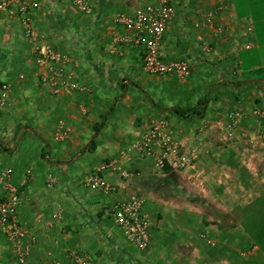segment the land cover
<instances>
[{
	"label": "crops",
	"instance_id": "1",
	"mask_svg": "<svg viewBox=\"0 0 264 264\" xmlns=\"http://www.w3.org/2000/svg\"><path fill=\"white\" fill-rule=\"evenodd\" d=\"M92 1V15L70 0H32L28 10L42 44L69 60L62 75L77 88L60 96L44 82L52 73L38 66L24 24L0 11V94L9 86L0 154L28 135L36 148L34 158L22 155L23 166L17 159L0 168L21 197L17 218L32 246L26 264H73L74 253L90 264H264V138L256 115H264V0H174L162 54L190 65L186 80L147 74L143 49L118 42L127 31L116 18L160 0ZM152 121L167 122L187 148L203 149L198 164L183 174L160 171L137 151ZM84 157L96 161L85 166ZM110 162L115 168L102 174L114 194L84 187ZM124 171L132 175L127 185ZM130 195L145 200L146 251L115 223L114 207ZM0 264H19L3 232Z\"/></svg>",
	"mask_w": 264,
	"mask_h": 264
},
{
	"label": "built area",
	"instance_id": "2",
	"mask_svg": "<svg viewBox=\"0 0 264 264\" xmlns=\"http://www.w3.org/2000/svg\"><path fill=\"white\" fill-rule=\"evenodd\" d=\"M72 5L85 15H92L94 6L92 0H70ZM32 0H0V11H9L14 19L20 20L25 26V36L36 45L35 55L41 69L52 73L50 82L52 94L60 96L70 94L73 87L62 73L69 60L64 58L54 47L43 45L38 33L33 28L29 8ZM176 13L174 0H160L158 5L147 10L137 11L133 16L119 15L115 22L125 27L127 34L119 43L131 44L143 49V67L147 74L155 77L174 76L179 80L191 77L192 70L186 61L166 62L162 54V42L168 25ZM209 47H204L206 53ZM57 70V71H56ZM9 86L3 85L0 94V113L8 103ZM262 119L260 136L264 138V115L256 114ZM239 113H232L230 118L237 119ZM136 149L145 158L152 159L160 171L169 170L172 173L183 174L195 167L204 151L201 148H187L180 144L170 132L169 124L165 121H152L145 135L136 144ZM115 163L110 162L101 169L91 172L83 181L86 188L94 189L104 195H112L116 187L109 184L102 172L114 169ZM12 174L0 170V232L13 244L19 264H26L31 255L32 246L26 243V232L21 227L18 218V208L21 197L11 183ZM122 180L129 183L131 173L122 172ZM54 183L50 179L49 184ZM126 189L127 186L125 187ZM145 200L139 195H130L128 200L118 203L113 209L116 226L123 232L126 240L139 250H148L151 244L150 221L144 211ZM73 264H90V258L81 254H70Z\"/></svg>",
	"mask_w": 264,
	"mask_h": 264
},
{
	"label": "rangeland",
	"instance_id": "3",
	"mask_svg": "<svg viewBox=\"0 0 264 264\" xmlns=\"http://www.w3.org/2000/svg\"><path fill=\"white\" fill-rule=\"evenodd\" d=\"M151 1H154V0H150V3H153ZM108 117L109 116H107V118ZM194 118H197V117H194ZM30 137L32 136L28 135L27 138L24 139L22 142L17 143L15 150L9 151V152H5V151L1 152L2 154L0 155L2 156H0V168L10 167L11 165H13L14 162L17 161V159L21 163V166H23V164H25L26 161H28L31 154L33 158L36 156V152H35L36 148L31 145ZM45 152H47L46 147H45ZM22 155H27L26 157L28 159L23 158ZM94 161H96L95 158L91 159L90 157H84L81 161V164L85 166H92L94 164Z\"/></svg>",
	"mask_w": 264,
	"mask_h": 264
},
{
	"label": "trees",
	"instance_id": "4",
	"mask_svg": "<svg viewBox=\"0 0 264 264\" xmlns=\"http://www.w3.org/2000/svg\"><path fill=\"white\" fill-rule=\"evenodd\" d=\"M176 115H178V116H180V117H188V115L190 116V115H192V116H195V115H197L198 114V116L199 115H201L202 113H196V111L194 110V111H190L189 113H183V112H181V111H178V110H174L173 111ZM106 118H107V116H106ZM105 118V119H106ZM101 127H102V125H100V126H97L96 127V129H95V136H94V138H93V140L91 141V143H90V147H89V151L90 152H93L94 151V147H95V139H96V135L99 133V131H100V129H101ZM3 148V147H2ZM4 150V149H3ZM5 151V150H4Z\"/></svg>",
	"mask_w": 264,
	"mask_h": 264
},
{
	"label": "water",
	"instance_id": "5",
	"mask_svg": "<svg viewBox=\"0 0 264 264\" xmlns=\"http://www.w3.org/2000/svg\"><path fill=\"white\" fill-rule=\"evenodd\" d=\"M208 100H209V96H208Z\"/></svg>",
	"mask_w": 264,
	"mask_h": 264
}]
</instances>
